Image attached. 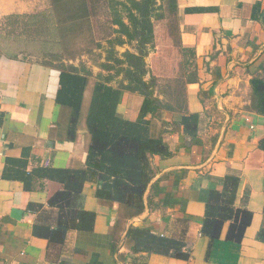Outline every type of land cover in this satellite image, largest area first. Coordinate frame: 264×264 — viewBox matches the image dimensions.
<instances>
[{
    "label": "crops",
    "instance_id": "1",
    "mask_svg": "<svg viewBox=\"0 0 264 264\" xmlns=\"http://www.w3.org/2000/svg\"><path fill=\"white\" fill-rule=\"evenodd\" d=\"M47 4L0 0V20L41 12ZM88 4L96 40L113 39L108 1ZM163 7L149 57L155 94L171 109L155 119L156 125L169 124L163 140L173 154L153 158L158 172L152 183L159 181L161 189L149 190L150 207L127 219L118 203L99 200L96 184L86 183L83 208L96 215L93 229L71 230L63 244L33 233L35 225L54 230L59 218L48 202L62 186L41 170L85 164L89 136L82 130L67 140L71 110L56 103L58 70L0 57V264H264L258 239L264 225V116L250 108L251 80L264 79V0H163ZM185 50L195 52L196 83H187ZM90 96L89 89L87 103ZM142 103L141 96L123 92L117 112L135 121ZM189 115L199 116L195 138L179 125ZM228 175L240 178L236 208L252 214L240 245L226 241L229 223L214 243L201 232L210 193L221 191ZM130 230L181 241L189 258L139 241Z\"/></svg>",
    "mask_w": 264,
    "mask_h": 264
},
{
    "label": "trees",
    "instance_id": "2",
    "mask_svg": "<svg viewBox=\"0 0 264 264\" xmlns=\"http://www.w3.org/2000/svg\"><path fill=\"white\" fill-rule=\"evenodd\" d=\"M107 1L115 28L114 38L105 43L95 38L88 0H48L41 12L3 18L13 28L5 34L0 32V57L35 61L58 70L60 89L56 103L71 110L67 140L75 141L82 130L89 136L85 164L72 169L41 170L62 186L48 202L50 208L58 211L55 229L35 225L33 230L35 236L50 243L63 244L71 230L93 229L96 215L83 208V187L88 182L96 184L99 200L118 203L127 219L143 214L147 206L150 207L149 190L151 193L161 189L159 181L152 183L158 172L153 158L173 156L163 140V135L170 131L169 124L160 120V128H156L157 114L171 109L157 98L147 62L155 47L154 22L163 17L159 2ZM121 47H127L125 52L118 51ZM195 57L194 50H185L183 63L187 83L198 80ZM84 58L101 72L94 75ZM251 88L250 108L264 116V79L254 77ZM89 89L91 96L87 103ZM123 92L143 98L135 121L124 119L117 112ZM149 116L151 118L147 119ZM179 125L186 135L195 138L199 116H183ZM259 148L264 153V139ZM239 184V177L228 175L223 189L210 193L201 232L211 243L221 239L226 223H229L226 241L238 245L243 242L252 214L235 206ZM133 234L139 236V241L171 249L175 257L189 258V254L183 252L185 244L181 241L130 230L129 235ZM258 239L264 242V225Z\"/></svg>",
    "mask_w": 264,
    "mask_h": 264
},
{
    "label": "rangeland",
    "instance_id": "3",
    "mask_svg": "<svg viewBox=\"0 0 264 264\" xmlns=\"http://www.w3.org/2000/svg\"><path fill=\"white\" fill-rule=\"evenodd\" d=\"M158 2H159V5H160V7H161V14H162V16L164 17V10H163V0H158ZM166 9V8H165ZM99 13H100V11H98ZM110 14V13H109ZM109 17V16H108ZM162 17V18H163ZM12 28H13V26H8V22H6L4 19H1L0 20V32L1 33H3V34H5V31L7 32V31H11L12 30ZM127 49V47H121V48H118V51L120 52V53H123L125 50ZM155 50H156V47H154V49L152 50V52L150 53V55H149V57L150 56H152L153 55V53H155ZM149 57H148V59H147V62H148V65H149ZM84 60H86L87 61V63L89 64L90 63V65H91V63L93 64V62H91V61H88V59L87 58H84ZM97 61L95 60V65H97ZM97 67V66H96ZM100 69V68H99ZM156 128L157 129H159L160 128V125H156Z\"/></svg>",
    "mask_w": 264,
    "mask_h": 264
}]
</instances>
